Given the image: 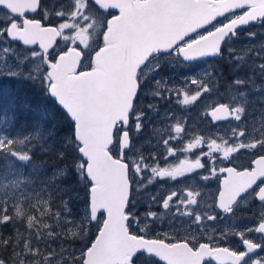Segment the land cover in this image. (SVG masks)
Instances as JSON below:
<instances>
[{"label":"snow or ice","instance_id":"6c2138e0","mask_svg":"<svg viewBox=\"0 0 264 264\" xmlns=\"http://www.w3.org/2000/svg\"><path fill=\"white\" fill-rule=\"evenodd\" d=\"M0 13V79L30 84L69 125L61 135L48 110L18 123L16 97L0 104V264H264V0H0ZM200 61L182 84L162 73ZM173 100L201 101L210 133L161 113ZM250 207L254 224L228 223ZM230 235L238 247L220 243Z\"/></svg>","mask_w":264,"mask_h":264},{"label":"rangeland","instance_id":"374dc122","mask_svg":"<svg viewBox=\"0 0 264 264\" xmlns=\"http://www.w3.org/2000/svg\"><path fill=\"white\" fill-rule=\"evenodd\" d=\"M2 16H3V13H0V17H2ZM37 18H39V17L37 16ZM253 30H256V29H253ZM257 39H261V37L258 36ZM61 43L63 44L62 41H61ZM246 43H248V40L242 33L240 39L238 41L234 42V46L240 47ZM206 66L207 65L205 64V62H200V63H195V64H182L179 67H176L175 69H170V68L162 69V73L165 76H168L173 82H175L177 84H182L183 83V79H182L183 77L188 76L192 73H195L197 70L203 69ZM217 67L220 71L223 72L224 78H229V69H228V66L226 64H224L223 62H219L217 64ZM190 87L195 88L194 85H191ZM223 91H224V89L221 88V92H223ZM39 96H41L44 99V96L37 89L34 90V88L30 84H27V83L21 82V81H16V80L0 79V104L3 103L5 97H16V102H17L16 113H17V116L19 118L18 123L27 122L30 125L32 121L39 118L40 113L43 110H48L49 112L54 111L50 105H47V106L41 105V106H39V109L37 111H34L33 113H31L35 117L34 118L32 116L31 121L23 118L22 112H21V110H23V109L20 105H22L23 102H31L32 104L36 105L37 104L36 100L39 98ZM203 99L204 98L202 97L201 101ZM201 101H197L194 105H192L188 109L180 108L178 105H176L174 100L170 104H166L165 102L161 101L160 111H161V113H164V112L168 111L169 109H171V111H173L176 116L182 117V116L188 115V117H186L188 130L191 133L208 135L210 133V130H211L208 123H207V128H208L207 132L205 131V129H201L202 128L201 123H205L204 117H202L200 115V113L204 107V105L201 103ZM253 115H256V114L254 113ZM156 123H158V122H156ZM213 128H214V126H213ZM149 129H150V126L148 128H146V126H145V134H147V131L149 132ZM221 132H223V129H221ZM175 146L178 147L179 142H175ZM147 150L148 149H146V152H147ZM251 159H252L251 155L242 153V154H240L239 159L235 162L234 166H236L238 168H244L246 165H248V163ZM149 162H151V161H149ZM170 162L173 163L172 159H170ZM3 163H4V161L0 160V165H2ZM161 163H163V161H161ZM217 163L219 165L221 162L218 161ZM49 170H51V168H49ZM218 187H219V180L218 179H213L209 182V186L205 190V195H204V197H206L205 198L206 201L211 196L212 193L214 196L216 195ZM76 191L79 194V198L73 199L71 201V207L73 210V215H77L78 213H81L84 211V204H85V200L87 199L85 191L83 189L77 188ZM258 211H259V209L256 207L241 209L240 212L238 213V217L230 218L228 223L235 225L239 229H243L245 226H248V225L255 223V219H254L253 214L257 213ZM225 226H226L225 222H217L218 228H224ZM3 230L11 231L12 229H11V227L5 226L3 228H0V231H3ZM91 234L93 236L95 235V226L92 227ZM249 235H252V234H249ZM198 238H201V237H198ZM59 243H60V241H54L53 246L55 247ZM69 243H71V241H66L65 242L66 246ZM221 243L222 244L226 243L227 246H230V247H238V245H239L238 238L235 236H231V235L229 236L227 242L221 241ZM71 247L78 254L80 248L82 247V244L80 242H76V243L71 244Z\"/></svg>","mask_w":264,"mask_h":264},{"label":"trees","instance_id":"16d2710c","mask_svg":"<svg viewBox=\"0 0 264 264\" xmlns=\"http://www.w3.org/2000/svg\"><path fill=\"white\" fill-rule=\"evenodd\" d=\"M36 101H37V104L36 105L32 104L31 102H27L31 106V110L30 111L29 110H25L24 108H22L23 110H21V112H22V117L23 118L31 121V118L33 116L31 113H33L34 111H37L39 109V106H41V105H46L47 106L49 104L50 105L52 104L51 101L47 100L46 98L43 99L41 96H39V98ZM23 103H25V102H23ZM51 106H52L53 110L57 112V116H56V121L55 122L58 124V127L61 129V135H64V134L67 133V131L69 129L68 122L65 121L62 118L61 114L58 112V110H56L54 108L53 105H51ZM46 159H48V161H49V168H52L53 166H55V165H57L59 163V161H56L54 158H48V157H46ZM68 163H70V161H68ZM11 231H4V233L5 234H10Z\"/></svg>","mask_w":264,"mask_h":264},{"label":"flooded vegetation","instance_id":"af4514ba","mask_svg":"<svg viewBox=\"0 0 264 264\" xmlns=\"http://www.w3.org/2000/svg\"><path fill=\"white\" fill-rule=\"evenodd\" d=\"M60 44H61V47H63V44L61 43V41L59 42ZM84 67L85 68H87V63H85V65H84ZM207 95V94H206ZM182 117H188V115L187 116H182ZM145 126H146V128H148L149 126H150V122H148V121H146L145 122ZM201 129H205V131L207 132L208 130V128H207V122H205V123H201ZM149 132L147 131V134H148ZM147 149V148H146ZM146 149H145V151H146ZM206 150V149H205ZM197 151H200V149H197ZM182 158V157H181ZM170 159H172V162L173 163H176L177 162V158L176 157H172V158H170ZM207 158H205V160H206ZM248 165H249V163H248ZM248 165H246L244 168H246V167H248ZM238 168V167H237ZM154 191H159L160 192V195L161 196H163L169 189L167 188V187H165V188H159V189H157L156 187H153L152 188ZM213 197H214V195H213V193L211 194V196L207 199V201H208V203H211L212 202V199H213ZM206 197H204V199H205ZM154 210H156V209H154ZM136 212H137V214L138 215H142L144 212H145V207H144V204L143 203H140V204H138L137 205V207H136ZM5 230H3V232H4ZM140 234H143V233H140ZM220 243H221V241H220ZM222 244V243H221Z\"/></svg>","mask_w":264,"mask_h":264},{"label":"water","instance_id":"95a60500","mask_svg":"<svg viewBox=\"0 0 264 264\" xmlns=\"http://www.w3.org/2000/svg\"><path fill=\"white\" fill-rule=\"evenodd\" d=\"M113 11H115V10H113ZM239 11V10H238ZM219 19H221V18H219Z\"/></svg>","mask_w":264,"mask_h":264},{"label":"bare ground","instance_id":"6f19581e","mask_svg":"<svg viewBox=\"0 0 264 264\" xmlns=\"http://www.w3.org/2000/svg\"><path fill=\"white\" fill-rule=\"evenodd\" d=\"M26 116V115H25Z\"/></svg>","mask_w":264,"mask_h":264}]
</instances>
